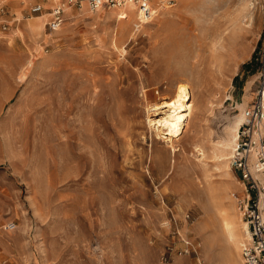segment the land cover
Returning <instances> with one entry per match:
<instances>
[{"label": "rangeland", "instance_id": "rangeland-1", "mask_svg": "<svg viewBox=\"0 0 264 264\" xmlns=\"http://www.w3.org/2000/svg\"><path fill=\"white\" fill-rule=\"evenodd\" d=\"M36 1L0 0V264H218L217 206L242 218L245 193L216 147L264 80V0H175L139 30L79 0L56 31ZM180 84L170 140L148 107Z\"/></svg>", "mask_w": 264, "mask_h": 264}, {"label": "built area", "instance_id": "built-area-1", "mask_svg": "<svg viewBox=\"0 0 264 264\" xmlns=\"http://www.w3.org/2000/svg\"><path fill=\"white\" fill-rule=\"evenodd\" d=\"M92 11L103 7L122 8L127 4H137L145 19L151 17V2L154 0H83ZM175 0H169L173 6ZM51 4L49 28L58 30L63 22L66 7H76L79 0H38L31 7V13L40 15ZM8 25L0 21L1 31H7ZM231 166L244 186V198L239 200L242 218L250 228V240L242 247L244 264H264V80L259 83L256 97L243 111V122L237 132L235 147L232 151ZM16 225H6V231L15 230ZM197 254L196 247L186 242ZM189 252V251H187Z\"/></svg>", "mask_w": 264, "mask_h": 264}, {"label": "bare ground", "instance_id": "bare-ground-1", "mask_svg": "<svg viewBox=\"0 0 264 264\" xmlns=\"http://www.w3.org/2000/svg\"><path fill=\"white\" fill-rule=\"evenodd\" d=\"M158 1H159V3H157V4L154 2L150 4L151 9H152V14H151V17H149L147 19L144 18L143 13L140 10V7L137 4H133V3L123 6L125 8L121 12H118V13L115 12L116 14H112V15L119 17L120 20L128 19V18L135 19L136 20L135 28L137 30H139L141 26L147 25V24L153 22L156 17L160 16L163 13H166L171 8V6H169V0H158ZM83 3H84V5L87 6L86 2H83ZM158 4H161V5H158ZM71 9H72V7L67 6L66 7V13ZM45 21H46L45 16L39 17V18H36L34 21L30 22L29 26L35 32L41 31L46 25ZM126 27L127 26H125L124 24H121L122 31H124V29H126ZM116 36H117V33H116ZM214 63H215L214 59L212 58L210 60V64L207 66V68L213 67ZM189 94L190 93L188 91V86H186L185 84L177 85L174 92L172 93V96L169 98V100L164 101L161 104H155V105H151L148 107V113H150V111H155V112L157 111L158 112V110H160V109H166L165 112H166V114L169 113V115L165 116L164 118H160V119H150L149 124L154 126L158 132H161L163 130L167 131L166 135L170 140L179 136V134L181 132L182 122H184V118H185V116H187L184 113V111H188L190 113L192 110V105L188 106ZM184 109H186V110H184ZM242 122H243V115L241 114L237 117V120L235 121V123L232 126H230L229 129L226 131V136L219 143V146L216 147V149L218 151V156L220 159H222L221 161H228L231 158L232 151L235 147V143H236V139H237V132H238L239 127H240ZM230 184L226 185L225 189L229 188ZM225 194H226V192H225ZM221 205H223V204H221ZM221 205L217 206V209H216L217 215H215V216H218V218H219V219L218 218H216V219L219 220V224H220L219 229L223 231V234L225 236L224 241H226L227 245H226L225 251L223 253H221L220 260H219L218 264H244V261H243V259H241L240 256L242 255V247L245 244H247L250 240V232H249V227H248L249 225L247 222H246L247 223L246 224L242 221L240 214L237 215V213L235 212V209H234V204L229 205V206H231L230 210H228L226 208H222ZM211 216H212V214H211ZM215 216H214V218H215ZM210 225L207 224L204 227V230L206 231L208 228H210ZM218 232H219V230H218ZM211 235H213V234L211 233ZM238 238L242 239V242H239ZM216 239H217V237H216ZM222 242H223V240H222ZM210 243H211V241H210ZM211 245H210V247H211ZM223 245H225V244H223ZM214 259H216V258H214Z\"/></svg>", "mask_w": 264, "mask_h": 264}, {"label": "crops", "instance_id": "crops-1", "mask_svg": "<svg viewBox=\"0 0 264 264\" xmlns=\"http://www.w3.org/2000/svg\"><path fill=\"white\" fill-rule=\"evenodd\" d=\"M242 124V123H241Z\"/></svg>", "mask_w": 264, "mask_h": 264}]
</instances>
